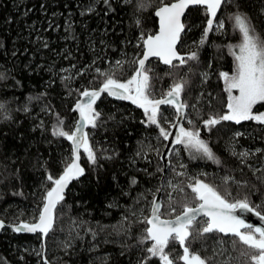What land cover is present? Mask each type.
I'll return each mask as SVG.
<instances>
[{"label": "trees", "instance_id": "1", "mask_svg": "<svg viewBox=\"0 0 264 264\" xmlns=\"http://www.w3.org/2000/svg\"><path fill=\"white\" fill-rule=\"evenodd\" d=\"M109 4L114 10L104 0H0V104L4 105L0 110V221L8 226L35 222L52 187L47 175L58 178L70 162L72 144L52 135L57 115L65 131H74L78 116L73 108L79 92L102 86L104 77L95 69L126 82L134 74L132 61L142 57L141 35L146 38L158 31L155 12L161 0H109ZM237 12L246 14L264 38V0H227L217 18L224 29L209 32L202 45L209 16L205 8L194 7L185 17L178 49L187 56L197 52L198 59L175 63V68L158 60L147 66L153 99L162 98L174 82L187 81L182 98L191 123L185 126L199 131L220 163L179 145L180 152L171 155L162 182L166 141L159 129L149 126L144 111L134 104L103 95L95 106L100 113L97 127L88 130L96 164L82 151L84 175L55 208L49 235L16 233L10 227L2 230L0 264H43L45 259L49 264H139L151 244L139 242L148 227L142 220L150 215L157 189L167 198L162 214L174 218L185 203L193 207L198 203L187 187L196 180L216 188L229 202L247 196L264 215V125L254 121H222L209 129L204 125L205 120L228 111L219 73L231 74L235 67L230 48L241 41V34L231 17ZM116 61H123L122 66ZM65 76L71 79L62 80ZM42 93L41 99H35ZM160 111L170 120L176 115L170 105ZM254 112H264V106L258 105ZM237 132L243 135L234 137ZM233 150L250 155L241 158ZM133 176L138 184L130 188ZM226 177L231 178L227 183ZM169 205L176 209L170 215ZM232 239L213 233L205 240H193L190 247L201 256L213 257L212 264H248L241 256L244 246L233 248ZM40 251L43 256L37 255ZM168 251L175 264H183L178 244ZM147 264L161 262L154 257Z\"/></svg>", "mask_w": 264, "mask_h": 264}, {"label": "snow or ice", "instance_id": "2", "mask_svg": "<svg viewBox=\"0 0 264 264\" xmlns=\"http://www.w3.org/2000/svg\"><path fill=\"white\" fill-rule=\"evenodd\" d=\"M224 2L225 0H177L175 3L165 4L161 0V6L155 12V15L159 18V30L156 34L148 35L146 38L143 34L141 35L143 43L138 46L143 47L144 50L142 58L132 61L136 67L131 78L126 82H120L113 78L112 74L103 72L99 68L95 69L100 76L104 77L102 86L98 89H85L79 92L80 100L75 103L73 108V111L79 114V120L74 131H65L62 127L64 122L58 115L57 123L52 129L53 136L66 138L72 143L70 162L66 163L62 174L58 178H53L50 174L47 175L46 179L51 182L52 187L47 190L43 197V207L38 212L35 222L21 221L12 228L14 232H38L46 237L53 227V210L57 204L64 200L65 189L72 180L84 175L85 170L79 163L81 149L83 153L87 154L88 161L96 164V153L90 145L88 133L84 129L87 126L97 127L100 113L94 106L101 98L102 93H107L108 96L120 100H130L143 109L147 117V124L149 126L155 125L159 129V136L163 137L164 140L169 138L171 133L160 126V106L170 105L177 114H183V110L188 106L181 102L180 97L187 81L174 82L162 98L153 99L150 92L149 72L151 69L146 67V64L152 57L173 68L178 66L174 61H178L179 65H184L189 60H197V52H191L186 58L180 56L177 52L176 45L180 40V34L185 30V25L181 22V16L189 5L205 6L206 12L211 18L207 19L204 35L200 41L202 45L208 33L213 31L214 18ZM104 3L109 5V10H114L111 9L109 0H104ZM92 10L91 7L87 9L88 12ZM84 14V12L81 13V15ZM231 18L234 20L235 29L241 34V43L235 46L238 48V52L233 51L231 53L235 60L233 72L231 74L228 72L219 73V77L225 84L224 90L228 93L226 103L228 111L226 114L205 120L204 125L208 128L222 121H234L236 124H240L242 121H254L257 124L264 125V112L253 111L257 105L264 106V38H261L256 32L251 19L246 14L237 12ZM219 28H223L222 22L218 23ZM66 30L71 31V23L68 24ZM100 43L103 44L104 42L101 41ZM47 46V43H45L44 47ZM94 63L95 61H93ZM122 64L123 61H116L117 66H122ZM61 79L68 80L71 77L65 76ZM204 79H207V73L204 74ZM43 95L42 93L35 99H41ZM3 109L4 105L0 104V110ZM24 111L27 112L28 109L25 108ZM242 135L243 133L237 132L234 137ZM175 143L183 145L189 151L200 154L217 164L220 163L208 143L200 138L198 130L186 129L180 126L179 132L175 136ZM256 151L260 150L257 149ZM233 154L239 155L241 158L250 155L247 151L237 154L235 150H233ZM162 170L160 169V171ZM145 171L147 170L145 169ZM177 175H183V173H177ZM229 179L231 178L226 177L225 182L227 183ZM137 184L138 180L135 176L129 179L130 188ZM172 187L174 190L177 188L175 185ZM187 187L194 194L193 200L198 201V203L194 207L185 203L182 206L181 213L177 214L174 220L161 219V204L155 196L153 197L150 202V215L145 216L142 220L148 227L145 229V235L139 241L141 244L150 241L151 244L144 249L148 255L139 264H147V261L154 257L158 258L161 264H175L174 259L170 257V253L166 251L170 245L175 244H178L182 249V255H179L178 259L183 264H212L213 257L201 256L199 252L192 251L190 245L193 240H205L213 233L233 237L234 239L230 241L233 248L238 244L243 245L241 256L246 257L248 264H264V227H253L236 215L237 210L254 212L257 217L264 221V215L256 211V207L250 205L247 196L229 202L216 188L200 180L189 183ZM157 191H160V189H157ZM179 191L182 192L183 188H179ZM127 194L125 193V195ZM136 202H139V198ZM169 208V215L176 211L171 205H169ZM198 217L205 219L198 220ZM197 224L201 226L196 227ZM4 227V222L0 221V229ZM93 237H95V233H93ZM218 243L222 244L223 241ZM215 254L216 250L213 249V255ZM220 254H223V250L220 251ZM37 255L43 256V252H37ZM43 264H49V262L45 259Z\"/></svg>", "mask_w": 264, "mask_h": 264}, {"label": "water", "instance_id": "3", "mask_svg": "<svg viewBox=\"0 0 264 264\" xmlns=\"http://www.w3.org/2000/svg\"><path fill=\"white\" fill-rule=\"evenodd\" d=\"M227 0H225V2H226ZM175 2H177V1H175ZM175 2H173V3H175ZM225 2L222 4V6H221V8L217 11V16L214 18V24H215V22H216V20H217V18H218V16H219V14H220V12H221V10H222V8H223V6H224V4H225ZM194 7H203V8H205V6H203V5H189L188 6V8H186L185 10H184V14L181 16V22L184 24V22H185V17H186V15H187V13L189 12V10L191 9V8H194ZM206 9V8H205ZM158 10V9H157ZM156 10V11H157ZM156 16V15H155ZM209 16V15H208ZM156 18H157V21H158V30H159V18L156 16ZM209 18H211L210 16H209ZM185 25V24H184ZM158 32V31H157ZM183 33H184V31L180 34V39H181V36L183 35ZM179 44H180V40L178 41V43H177V45H176V49H177V52H178V54L180 55V56H183V57H187V55L186 54H183V53H181L180 51H179V49H178V47H179ZM142 58V57H141ZM154 60H158L157 58H155V57H152V58H150V61L146 64V67L150 64V62H152V61H154ZM159 61V60H158ZM161 62V61H160ZM174 63H178V61H174ZM161 64L163 65V66H167V67H171V66H168V65H164L162 62H161ZM96 89H98V88H96ZM92 90V89H91ZM103 95H107V93H102L101 94V97L103 96ZM108 96V95H107ZM110 98H113V99H116V100H120V99H117V98H115V97H113V96H109ZM160 99V98H159ZM80 100V99H79ZM180 100H181V102L182 103H184V100H183V98H182V94H181V97H180ZM122 101H127V102H130V103H132L130 100H122ZM133 104V103H132ZM135 105V104H134ZM138 109H140V110H142L143 111V109H141V108H139L137 105H135ZM166 106H169V105H161L160 106V110L162 109V108H164V107H166ZM187 108L188 107H186L184 110H183V114H177L176 113V118H175V121H174V124L171 126V129H170V132L169 133H171V135L169 136V138L167 139V140H165L166 141V146H165V148H164V151H163V153H162V155H161V159H162V163H163V166H164V170H163V175H164V177H163V179H162V182H164V180H165V176H166V174L168 173V171H169V169H170V166H171V161H170V159H171V155H172V152H173V150L175 149V147L176 146H178L179 144H176L175 143V136L178 134V132H179V127L180 126H183V127H185L184 125H185V119H186V115H187ZM77 113V112H76ZM77 116H78V120H79V114L77 113ZM78 120H77V122H78ZM77 124V123H76ZM88 130H89V126H87V127H85V129H84V131L86 132V133H88ZM71 143V142H70ZM72 144V143H71ZM82 149H81V153H82ZM79 163H80V165H81V167H82V164H81V158H80V161H79ZM81 178V176L78 178V179H74V180H72L70 183H69V185H68V187L65 189V191H64V196H65V194L67 193V191L69 190V188L71 187V185L75 182V181H77V180H79ZM156 200L161 204V212H162V209H163V190L161 189L159 192H158V194L156 195ZM57 206H58V204H57ZM56 206V207H57ZM55 210V209H54ZM54 210H53V221H54ZM236 215H238V216H240L242 219H244L245 220V222L246 223H248V224H251L253 227H264V221H262L259 217H257L256 215H255V213L254 212H252V213H250V212H241L240 210H237V212H236ZM261 215H263V214H261ZM161 219H167V218H163L162 217V215H161ZM175 219V217L174 218H171L170 220H174ZM201 219H205V218H203V217H198V220H201ZM5 224V223H4ZM15 225H12V226H8V225H6L5 224V227L4 228H7V227H10L11 229L14 227ZM3 228V229H4ZM3 229H0V233L2 232V230ZM52 230V229H51ZM51 230L49 231V233H48V235L50 234V232H51ZM16 233H23V234H28V235H41V236H43L41 233H29V232H16Z\"/></svg>", "mask_w": 264, "mask_h": 264}, {"label": "rangeland", "instance_id": "4", "mask_svg": "<svg viewBox=\"0 0 264 264\" xmlns=\"http://www.w3.org/2000/svg\"><path fill=\"white\" fill-rule=\"evenodd\" d=\"M217 22H216V24H214V31L215 32H220V31H222L223 29H224V23H223V21H221V20H216ZM219 22H222L223 23V28H219L218 29V23ZM218 29V30H217ZM239 43H241V41L239 42ZM238 43V44H239ZM238 44H236V45H238ZM235 44L234 45H232V47L230 48V52L232 53L233 51H237L238 52V48H236L235 46H236ZM232 55V54H231ZM233 56V55H232ZM234 58V57H233ZM234 65H235V60H234ZM223 83H224V81H223ZM224 88H225V84H224ZM227 93V92H226ZM235 94V93H234ZM227 97H228V93H227ZM96 106V105H95ZM94 106V107H95ZM258 106V105H257ZM256 106V107H257ZM255 109V108H254ZM162 110V109H161ZM254 111V110H253ZM160 113H161V111H160ZM175 118H176V115H175V117L172 119V120H170L169 119V117L167 116V115H162V113H161V118H160V126L161 127H164L165 128V130L166 131H168V132H170V129H171V126L174 124V121H175ZM164 120V122H162ZM189 117H188V115H186V119H185V124H188L189 123ZM187 122V123H186ZM232 122H234V121H232ZM242 122H244V121H242ZM185 126V125H184ZM185 128L186 129H189L187 126H185ZM208 128V127H207ZM209 129V128H208ZM191 130H193V129H191ZM180 145V144H179ZM178 145V146H179ZM178 146H176L175 147V149L173 150V152H172V154H175V156H177V154H179V148H178ZM183 146V145H182ZM86 154V153H85ZM87 155V154H86ZM167 175V174H166ZM202 182H204V181H202ZM205 183V182H204ZM207 184V183H206ZM209 185V184H208ZM170 196V195H169ZM167 198H163V201L164 200H166ZM164 208V207H163ZM161 213H163V209H162V212ZM162 217L163 218H167V219H171V218H168V217H166L164 214H162ZM169 249H166V251H168ZM169 252V251H168ZM170 253V252H169ZM170 257H171V254H170ZM172 258V257H171ZM220 264V263H219Z\"/></svg>", "mask_w": 264, "mask_h": 264}]
</instances>
